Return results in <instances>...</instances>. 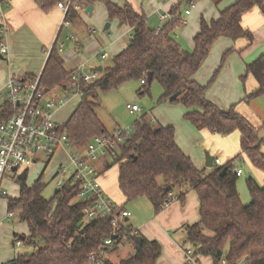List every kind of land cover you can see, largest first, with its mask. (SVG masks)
Masks as SVG:
<instances>
[{
	"label": "trees",
	"instance_id": "1",
	"mask_svg": "<svg viewBox=\"0 0 264 264\" xmlns=\"http://www.w3.org/2000/svg\"><path fill=\"white\" fill-rule=\"evenodd\" d=\"M7 1L1 0L3 4ZM68 1L81 6L100 1L105 5L109 20L115 19L132 30L127 46L103 67L101 77L79 86L82 95L77 106L59 127L72 148L83 147L94 137H112L96 114L100 93L116 90L129 81H140L151 73L152 81L148 83L145 79L141 94L147 93L150 85L157 82L163 89L160 102L182 104L187 109L184 119L196 129L220 136L239 133L240 151L254 168L264 173L263 142L258 137V130L233 106L222 111L206 99L207 89L215 81L219 69L205 85L193 79L219 39H244L248 45L252 42V34L242 28L241 19L254 8L264 12V0H238L222 11L218 19L211 22L202 19L200 31L193 40L192 53L184 52L170 36L176 27H180L179 18L170 20L157 33L148 27L145 16L135 13L128 4L118 7L107 0H35V3L42 12L48 13ZM178 11L179 6L170 10L173 17ZM74 16V10L69 8L66 20ZM234 51L231 48L223 54L220 68ZM73 73L74 70L64 69L60 51L54 44L47 52L39 85L44 94L54 89L66 92L73 87ZM248 77L253 78L257 86L244 94L241 100L244 103L264 96V53L246 66L240 77L242 85ZM32 79L35 77L26 76L23 81ZM178 92L179 96L170 101L169 98ZM12 116L13 109L7 103L0 105V123ZM237 161H241L240 156L236 161L215 166L209 171L199 170L176 144L173 127L152 124L141 117L133 125L131 134L124 132L120 135L117 154L104 164L103 169L117 168L118 190L125 203L144 197L155 213L193 191L199 203V221L185 226L183 231L185 242L192 245L197 255L210 256L214 264L222 261L225 264H264V186L249 177L246 188L250 202L244 205L236 187L239 179L235 176ZM47 165L48 162L44 169ZM223 167L227 170L221 175ZM43 173L31 185L18 180V196L6 197V212H15L18 222L25 224L28 230L27 237L20 240L16 236L14 243L19 241L21 245L34 248L31 254H17L6 264H89L90 256L99 255L104 241L111 237L109 221L85 222L78 227L90 202L78 200L77 187L70 183L56 188L53 196L45 199L42 194L46 186ZM56 178L54 174L51 180ZM167 187L170 190L165 191ZM175 188L179 189L176 196L173 194ZM119 209H124V205ZM126 226L131 229L128 223ZM131 246L132 254L117 264H156L160 256L158 243L142 238L136 231ZM113 250L114 247L107 249L106 254ZM100 260L102 264H113L107 257Z\"/></svg>",
	"mask_w": 264,
	"mask_h": 264
},
{
	"label": "crops",
	"instance_id": "2",
	"mask_svg": "<svg viewBox=\"0 0 264 264\" xmlns=\"http://www.w3.org/2000/svg\"><path fill=\"white\" fill-rule=\"evenodd\" d=\"M184 1L188 2V0H145L144 3H140V0H127L121 5H119V3H112L118 7H123L125 4L130 5L135 13L145 16L149 28L155 29L153 27L156 23H158L159 26L160 15H171L170 10L176 6H179V11L174 17H179L182 13L180 2L183 3ZM214 1L219 3L221 0ZM237 1L238 0H227L219 5H215V3V8L212 6L210 0L196 1L193 8L190 9V13L188 15L184 14L186 18L185 25L176 27L170 34L171 38L184 52L192 53L194 51L193 40L200 31L201 20L203 19L206 22H211L218 19L222 11ZM94 3L95 2L90 3L93 7L90 14L85 11L89 4L87 6L75 4L76 7L73 9L75 16L68 20L69 25L67 27L62 28H60V24L63 20V13L58 7L53 8L48 13H44L38 8L35 0H9L8 6L4 4V6L0 8V28L4 26L7 29V35L1 41L7 48V54L3 57V60H0V91L4 89V85L10 77H15L20 80H23L26 76L38 77L44 68L47 52L54 44H56L57 49L60 51L63 67L66 71L76 70L81 65L85 70H91L95 68L90 63L94 61V58L102 61L105 60L107 58V52L104 50H96L97 52H95V49H86L85 43L89 41V39L85 40L83 43L80 41L77 42L76 39H74L73 43L71 42V30H73L71 28H74V26L76 27V25L79 26L83 14L90 16L94 13L96 8V4ZM157 17L158 21H156ZM168 22L169 19H166L164 25ZM117 23L122 27L118 21ZM241 26L243 29L251 32L253 37L252 42L248 45L244 39H237L235 41L225 38L219 39L214 43L209 55L206 57L200 70L193 79L198 84L205 85L219 69L215 81L207 89L206 99L222 111H228L233 106L238 114L253 125L258 130V137L263 142L261 152L264 155V114L260 115L245 106L248 105L247 103L250 101H252V103L256 102V98L247 103L241 102L244 94L253 91L257 85L251 77L246 79L245 85H242L240 81V77L244 74L246 66L264 53V12L258 8L252 9L242 17ZM110 27V25L107 29L104 27L103 31L109 30ZM123 27L126 29L130 39L132 30L124 25ZM117 43L116 40L111 41L106 50ZM127 44L120 41L119 50L117 52L116 50L110 49V53L112 54L110 57L113 58L120 53ZM60 47L62 48L60 49ZM231 48L235 50L234 53L228 57L225 64L220 68L223 54ZM93 52H95V54H93ZM62 94H64V92ZM77 100L79 101V99ZM166 103V101L161 102L151 110V122L152 124L162 127H173L176 144L188 157L189 155H187V152L180 144L179 128H182L186 132L192 144H196L195 142L199 140L201 147L199 150L200 156H196L194 161L189 157L197 169L209 171V169L205 167L206 154L214 156L213 158L209 155V157L213 159L212 168L217 166L214 162L215 160H219L220 164L217 167H220L232 160L236 161L239 156L241 158L246 157L245 154L240 151L239 133L234 132L226 137H218V135L212 134L207 130H198L189 122L183 120V114L187 112L185 109H177L172 103L168 105ZM99 109L100 105L96 110V114ZM173 109L178 112L175 116L172 111ZM132 114L133 113H131V115ZM56 155H60V158L65 156L61 151ZM51 161L52 159L48 161V164H50ZM109 161V159H106L99 164V169L102 172L100 182L105 195L114 203L121 206L124 205L125 200L118 190L117 168L112 167L106 171L103 169L104 164L106 162L109 163ZM59 164L60 162L57 163V166ZM236 168L242 169L241 165H236ZM262 174L264 176V173ZM262 186H264V184H262ZM241 202L244 205L246 203L249 204L250 198L249 202H244L243 200H241ZM198 206L199 203L196 194L193 191H188L182 200L173 201L161 211L157 212L158 214L155 213L157 215L144 219L141 217L133 218L131 214L127 223L131 228L136 230L142 238L148 241L159 242L163 244V246L166 245L168 251L166 252L165 259L161 258L160 254L156 264H184V262L190 264L185 255V250L188 249H184L177 245L172 238L177 237L180 240H186L183 228L199 221ZM14 246H16L15 243ZM124 247H129L133 252L132 246ZM191 249L193 248L191 247ZM192 255V264H201L198 259L199 255H197L194 249ZM206 257L209 259H202L205 262L204 264H214L210 256Z\"/></svg>",
	"mask_w": 264,
	"mask_h": 264
},
{
	"label": "built area",
	"instance_id": "3",
	"mask_svg": "<svg viewBox=\"0 0 264 264\" xmlns=\"http://www.w3.org/2000/svg\"><path fill=\"white\" fill-rule=\"evenodd\" d=\"M9 1L5 3L8 6ZM195 2L188 0L189 9L185 15L190 13ZM4 4L0 0V8ZM57 7L63 13V20L60 28L67 27L69 22L65 15L69 8L74 5L68 1L65 4H58ZM171 15H160L159 26L156 32L162 30L166 19L172 20ZM180 20L181 26L185 20ZM7 35V29L0 28V55L5 57L7 48L1 43ZM62 47H60L61 49ZM101 77V73L85 70L81 65L71 75L73 87L64 92L70 98H80L82 92L79 86L93 83ZM146 76L140 83L145 84ZM3 94L0 93V105L7 103L13 109V116L0 123V198H6L7 192L3 189L6 175L18 176L26 170L44 160V165L50 161L58 152H63L68 158L66 164L60 163L55 174L57 175L56 188L60 189L70 183L77 187V199L90 202L83 211V223L99 220H108L111 226V237L106 239L99 251V255L92 254L89 264H102L100 258L106 257V250L131 246V240L135 237L136 230L126 229L127 220L131 213L126 209H119L109 199L99 182V164L106 159L112 160L117 154V142H120V135L124 132L117 130L112 137H94L82 150L72 148L64 134L60 133L59 125L54 121V110L66 103L67 97H47L43 88L39 85V76L32 80H20L10 77L4 85ZM130 113L137 114L139 109L134 105H127ZM43 157V158H42ZM219 166V160L214 161ZM16 168V171H13ZM22 170L20 171V169ZM235 176L241 177L242 170L235 169ZM18 180V179H17ZM169 205V204H167ZM166 205V206H167ZM16 216L15 212H6L3 219L9 221ZM114 237V238H112ZM16 246L21 242L17 241ZM185 255L190 264L192 261V250H185ZM2 264V263H0ZM221 264H225L222 261Z\"/></svg>",
	"mask_w": 264,
	"mask_h": 264
},
{
	"label": "rangeland",
	"instance_id": "4",
	"mask_svg": "<svg viewBox=\"0 0 264 264\" xmlns=\"http://www.w3.org/2000/svg\"><path fill=\"white\" fill-rule=\"evenodd\" d=\"M109 2H114L116 4L119 3V5L123 4L124 1L127 0H107ZM139 1V0H138ZM145 0H140V3H144ZM212 2V6L215 8V5L223 4L227 0H221L219 3L215 2L214 0H210ZM160 3V2H159ZM216 3V4H215ZM75 6L74 3H72ZM96 8L94 13L92 15H86L83 14L81 16V23L79 26L76 25V28H71V42H74V39H76L77 42H84L85 40L89 39L86 44V49L88 48L95 49V52L99 50H104L107 55V58L105 60H100L97 58H94V61H91L90 63L93 65V67L96 68V66L104 67L107 65L110 60L112 59L110 56L112 54L110 53V49L116 50V52L119 50V44L120 41L124 44H127L129 36L127 35L126 29L117 23L115 19H108L105 5L100 1H95ZM215 4V5H214ZM121 7V6H120ZM180 7L182 10V13L179 15V18L181 20H185L184 13L186 10L189 9L188 2L184 1L183 3L180 2ZM156 21H158V17L156 18ZM149 23V21H148ZM109 24L111 27L107 31H103L105 25ZM158 27V23L153 27L155 30ZM116 40L118 43L113 45L110 49L106 50L108 48V44L111 43V41ZM97 50V51H96ZM93 52V54H95ZM141 83L140 81H129L127 83H124L122 86L117 88L116 90H112L106 93H100L98 96V101L100 105V109L97 111V114L102 122V124L105 126L106 130L109 134H114L117 130H120L122 132H125L126 135H129L132 133L133 125L136 121L140 120L141 117L146 118L150 122L152 121V109L155 108L157 105H159L161 96L163 95V89L162 87L157 83L153 82L150 87L149 91L147 93L141 94ZM1 94H3V90L0 91ZM62 90L60 89H54L53 91L49 92L47 97L52 96H60L64 99V97H67V101L64 105L59 106L56 110H54V121L57 125L62 126L69 118L71 113L73 112V109L76 107L79 98H70L68 94H62ZM258 99V100H257ZM256 102L252 103L250 101L247 103L248 105H245L249 109L257 112L258 114H264V96H260L259 98L255 99ZM163 102V101H162ZM244 103V102H243ZM167 105L169 102L166 103ZM127 105H134L139 109V113L132 114L129 112V110L126 108ZM176 106V108H182L187 110L182 104L175 103L172 104ZM174 116L178 114L176 110H172ZM184 115V114H183ZM264 116V115H263ZM180 117V115H179ZM185 121L184 117H182ZM115 131V132H114ZM180 133V139H181V146L183 149L187 152V155H189L191 160L194 161L196 156H200V143L199 140H197L195 143L192 144L190 142V139L186 132L179 128ZM217 135V134H216ZM218 137H226V136H220ZM84 147V146H83ZM83 147H77L79 150H82ZM210 155V154H209ZM214 158V156L210 155ZM43 158V157H42ZM44 160L42 159L41 162L30 166L27 169L26 179L24 183L26 185H31L42 171L43 173V182L46 184L45 189L43 190V197L45 199H50L53 196L54 191L56 190V180H51V177L54 175L57 169V163H63L66 164L68 162V158L66 156H62L60 158V155H54L52 158V161L50 164L47 165V168L44 169ZM235 165H241L242 167V177L237 180V191L240 196V199L244 202H249V194L246 188V180L251 177L255 180V182L262 186L264 184V176L263 172H259L258 170L254 169L249 162V160L246 157H242L241 161H237ZM240 162V163H239ZM225 165V164H224ZM22 168L20 169V171ZM3 189L8 193L7 196L11 198H16L18 196L20 185L17 180V176L13 175H6L3 183ZM179 193V189L175 188L173 190L174 196H176ZM6 199L0 198V263L6 264L9 262V260H12L17 254H31L34 251V248L31 246L26 245H20V246H14L15 238L16 236H24L27 237L28 230L27 226L23 223H19L17 217L10 219L9 221L3 219L2 217L6 213ZM176 201V200H175ZM247 205V203L245 204ZM124 209L129 210L132 214L133 218L135 217H141V218H148L152 217L155 214V211L151 205V203L144 197L137 198L135 200L124 202ZM149 214V215H148ZM2 216V217H1ZM208 235H210L208 232H206ZM177 245L180 247H183L184 249H191L192 245L188 242H185V240H180L177 237L172 238ZM157 243V242H156ZM160 246V254L161 258L165 259L167 247L166 245L163 246V244L159 243ZM167 244V243H166ZM172 246L171 244H169ZM168 245V247H169ZM173 247V246H172ZM193 251V249H191ZM132 254V250L129 247H118L115 248V250L111 251V253L107 254L106 257L110 259V261L113 264H117L120 260L126 258L128 255ZM204 258H208L206 256L199 255L198 259L200 260L201 264H204ZM209 259V258H208ZM184 264H187L184 262Z\"/></svg>",
	"mask_w": 264,
	"mask_h": 264
},
{
	"label": "water",
	"instance_id": "5",
	"mask_svg": "<svg viewBox=\"0 0 264 264\" xmlns=\"http://www.w3.org/2000/svg\"><path fill=\"white\" fill-rule=\"evenodd\" d=\"M92 5H88L87 7H86V9H85V11H86V13H91L92 12ZM109 27V24H107L106 26H105V29H107ZM0 60H3V57L0 55ZM93 71H96V72H99V73H101L102 72V67H96V68H93L92 69ZM146 78H147V81H148V83H151V81H152V74L151 73H147V75H146ZM179 92L178 93H175V94H173L170 98H169V100L170 101H173V100H175L178 96H179ZM213 159L211 158V157H209V155H205V167L206 168H208V169H211L212 168V165H213ZM226 170H227V168L226 167H223L222 169H221V172H220V174L221 175H224L225 173H226ZM13 171H16V168H13ZM17 179L19 180V181H25V179H26V170H23L18 176H17ZM168 190H170V187H167L166 189H165V191H168ZM56 192V191H55ZM82 225V222H79L78 223V227L79 226H81ZM112 238H114V237H112ZM19 239L20 240H23L24 239V237H22V236H19ZM140 241V238H138L137 239V242H139ZM10 264H14V263H10Z\"/></svg>",
	"mask_w": 264,
	"mask_h": 264
},
{
	"label": "bare ground",
	"instance_id": "6",
	"mask_svg": "<svg viewBox=\"0 0 264 264\" xmlns=\"http://www.w3.org/2000/svg\"><path fill=\"white\" fill-rule=\"evenodd\" d=\"M68 21V20H67ZM69 22V21H68Z\"/></svg>",
	"mask_w": 264,
	"mask_h": 264
}]
</instances>
